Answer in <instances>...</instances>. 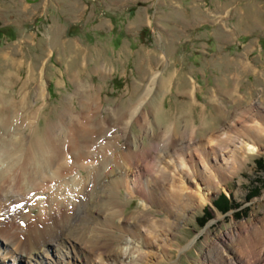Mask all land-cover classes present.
Returning <instances> with one entry per match:
<instances>
[{
  "label": "rangeland",
  "instance_id": "374dc122",
  "mask_svg": "<svg viewBox=\"0 0 264 264\" xmlns=\"http://www.w3.org/2000/svg\"><path fill=\"white\" fill-rule=\"evenodd\" d=\"M18 55L22 63L16 73L22 79L10 88L1 82L7 78L6 71L13 69L11 59ZM30 66L37 72V79L27 88L30 99L33 100L34 84L39 76L47 81L45 99L34 102L35 107L44 103L35 131L36 143L45 141L47 127L60 121L61 112L67 106L74 112L84 113V95L101 101L96 116L101 123H106L117 109L128 110L138 103L133 108L135 116L146 112L151 127L155 126V119L163 129L172 123L174 132L180 135L184 127L189 131L194 122L196 136L211 129L215 135L220 134L225 122L242 115L246 120L253 118V105L259 104L264 109V0H0V86L8 89L6 97L17 95ZM152 71L163 75L164 86L150 84ZM79 84L86 85L85 93L75 95ZM150 85L152 90L148 88ZM194 88L198 101L190 97ZM146 89V100L140 105ZM154 94L161 105L155 118L148 110ZM224 107L229 109L225 122L223 111L218 112ZM11 111V108L2 110L0 115ZM125 113L127 119L128 112ZM204 113L207 120L201 124ZM117 117L114 124H125ZM130 127L136 135L142 132L136 123ZM142 136L147 145V135ZM259 144L261 151L251 154L235 174L222 182L210 200L195 206L185 220H180V225L173 230L174 246L163 258L158 252L159 264H194L202 253L205 233L201 231L207 225L212 235L244 221L259 220L264 224V171L258 168L264 165V140ZM113 193L114 189L104 198L105 202L115 205L111 207L113 211L119 209L117 202L121 203L122 199L128 201L124 213L129 216L136 214L144 203L137 194L124 196L123 188L117 195ZM2 195L0 191V207L5 210L0 212L10 208L9 212L14 214V209L22 206L23 202L9 205ZM221 195L226 202L220 200ZM214 202L225 205L217 207ZM158 208L154 204L149 209L159 218L163 213ZM31 210L35 215L38 207ZM206 211L210 215L201 224ZM8 219L18 224L14 215ZM35 219L33 216L26 221V227L33 226ZM100 221L97 225L102 227ZM84 224L86 218L80 216L71 227L81 229ZM109 229V234L127 237L119 247L125 250L128 262H135L134 240L122 228L110 226ZM26 234L23 227L16 231L15 238L25 239ZM193 239L194 243L188 246ZM90 241L86 245L82 243L87 250L91 244L98 247ZM5 242L0 239V264H14L18 258L14 251L16 245L5 248ZM113 245L119 248L116 241ZM159 249L151 248V252ZM152 253L145 257L146 261L155 255Z\"/></svg>",
  "mask_w": 264,
  "mask_h": 264
},
{
  "label": "bare ground",
  "instance_id": "6f19581e",
  "mask_svg": "<svg viewBox=\"0 0 264 264\" xmlns=\"http://www.w3.org/2000/svg\"><path fill=\"white\" fill-rule=\"evenodd\" d=\"M11 61L13 69L6 71L7 78L1 82L7 87L22 79L16 71L21 58L18 55ZM36 73L30 66L17 95L10 98L5 95L8 89L0 86V111L12 109L8 115H0V191L9 205L23 202L20 208L14 209V214L9 212L10 208L0 212V239L6 241L5 248L16 245V264H159L158 252L163 258L174 246L173 230L180 225V220H185L195 206L210 200L222 182L235 174L251 154L261 151L264 109L259 104L252 106L253 118L246 120L242 115L230 122H225L228 108H222L218 111H223L222 120L226 123L222 132L215 135L211 129L196 136L194 122L189 131L184 127L180 135L174 132L172 123L163 129L155 119V126L151 127L146 112L139 118L135 116L133 108L138 103L128 110L117 109L106 123H101V119H96L101 101L85 95L84 113L74 112L67 106L60 111V121L47 127L45 141L36 143L34 137L44 103L35 107L34 102L38 98L44 100L47 92V81L39 76L34 84L33 100L29 98L27 88L37 79ZM149 77L150 84L165 83L158 72L152 71ZM77 86L75 95L86 89V85ZM147 89L141 95L140 105H144ZM190 97L198 101L195 88ZM151 99L148 110L155 118L161 105L155 94ZM211 99H214L212 95ZM117 116L125 124H114ZM205 118L206 113L201 124L206 123ZM131 123H136L142 132L136 135L131 131ZM143 134L147 135V145L143 143ZM121 188L124 196L137 194L144 202L136 214L124 213L126 199L118 201L119 209L114 211L111 207L115 205L105 202L112 189L117 195ZM94 193L96 199L92 196ZM154 204L159 205L162 217L158 218L149 209ZM32 207H38L35 215ZM1 209L5 210L3 206ZM90 211H95V215ZM12 215L27 230L25 239L15 238L16 231L23 227L8 219ZM33 216H36L33 226L26 227V221ZM80 216L86 218V224L81 229L72 228ZM99 220L102 227L97 225ZM110 226L122 228L134 240L130 244L137 251L135 262H128L125 250L119 247L127 237L109 234ZM201 232L205 233L202 253L194 264H264V224L259 220L233 224L230 229L212 235L207 225ZM89 240L98 247L91 244L87 250L82 243ZM115 241L120 249H115V244L112 246ZM151 248H160V251L152 253ZM151 253L156 256H149L146 261L145 257Z\"/></svg>",
  "mask_w": 264,
  "mask_h": 264
},
{
  "label": "trees",
  "instance_id": "16d2710c",
  "mask_svg": "<svg viewBox=\"0 0 264 264\" xmlns=\"http://www.w3.org/2000/svg\"><path fill=\"white\" fill-rule=\"evenodd\" d=\"M260 161H259V165H260ZM262 164V163H261ZM259 168V170H262V172L264 171V165L262 164V167H258ZM225 197L223 196V195H221V197H220V200L222 201V200H224L225 201ZM226 202V201H225ZM221 202H219V203H217V202H214V205H216L217 207L218 206H221V207H223L225 204H224V202L223 203H221ZM207 214V215H206ZM208 215H210V214H208L207 213V211L202 215V217H201V224H203V223H205L206 222V220L208 219Z\"/></svg>",
  "mask_w": 264,
  "mask_h": 264
}]
</instances>
